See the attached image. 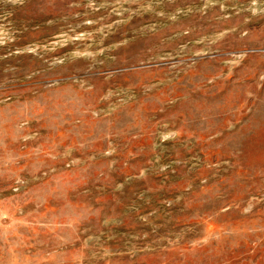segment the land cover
Instances as JSON below:
<instances>
[{
  "label": "rangeland",
  "instance_id": "1",
  "mask_svg": "<svg viewBox=\"0 0 264 264\" xmlns=\"http://www.w3.org/2000/svg\"><path fill=\"white\" fill-rule=\"evenodd\" d=\"M0 264H264V0H0Z\"/></svg>",
  "mask_w": 264,
  "mask_h": 264
}]
</instances>
